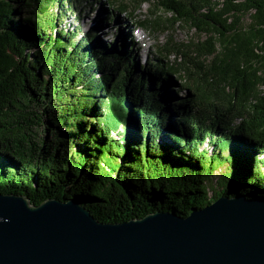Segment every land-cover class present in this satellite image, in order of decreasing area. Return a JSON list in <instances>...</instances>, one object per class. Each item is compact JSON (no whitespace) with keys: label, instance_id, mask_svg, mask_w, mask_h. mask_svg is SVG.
<instances>
[{"label":"trees","instance_id":"trees-1","mask_svg":"<svg viewBox=\"0 0 264 264\" xmlns=\"http://www.w3.org/2000/svg\"><path fill=\"white\" fill-rule=\"evenodd\" d=\"M83 2L0 0V192L76 196L104 222L264 197V0L121 1L139 27L194 30L163 47L181 61L143 65L132 33L98 35L110 13L67 28Z\"/></svg>","mask_w":264,"mask_h":264},{"label":"water","instance_id":"water-1","mask_svg":"<svg viewBox=\"0 0 264 264\" xmlns=\"http://www.w3.org/2000/svg\"><path fill=\"white\" fill-rule=\"evenodd\" d=\"M0 264H264V197L104 222L76 196L0 192Z\"/></svg>","mask_w":264,"mask_h":264},{"label":"rangeland","instance_id":"rangeland-1","mask_svg":"<svg viewBox=\"0 0 264 264\" xmlns=\"http://www.w3.org/2000/svg\"><path fill=\"white\" fill-rule=\"evenodd\" d=\"M97 1L98 4L95 0H84L83 3L75 5L73 11L69 13L67 18H65L67 28L73 29L74 27H77L83 34L93 27L95 19L100 16H104L106 18L108 13H110L112 15L111 21L109 19L107 20L109 24L107 27L104 25V30L101 31V34L99 32L98 35H101L102 38L112 43H116L121 41V37L124 34L129 32L132 33L134 42L132 50L134 51V54H136L140 65L146 63L147 58L155 59L157 57H165L168 63L181 61L180 56H166L163 53L165 49L163 48L165 47L164 45L167 46L169 44V47H172L173 45H177L179 43L184 44L191 39V36L195 37L194 30H189L187 27L181 26L180 24L165 33H155L153 30L148 28L138 29V25L135 23V18L126 14L124 11L119 10L117 7L121 1H125V3L131 4V9H133L137 0ZM148 6L149 4H144L140 7L138 6L134 11V15H138L141 19L146 18L149 13ZM117 18L120 20L119 22H116ZM135 28L136 31H134ZM115 34H118V38L115 37ZM161 47V52H159L158 49ZM137 52L139 53L137 54ZM183 94L184 93L180 92L179 96H183ZM215 182L216 178L214 180V183Z\"/></svg>","mask_w":264,"mask_h":264},{"label":"bare ground","instance_id":"bare-ground-1","mask_svg":"<svg viewBox=\"0 0 264 264\" xmlns=\"http://www.w3.org/2000/svg\"><path fill=\"white\" fill-rule=\"evenodd\" d=\"M139 53V52H138Z\"/></svg>","mask_w":264,"mask_h":264}]
</instances>
